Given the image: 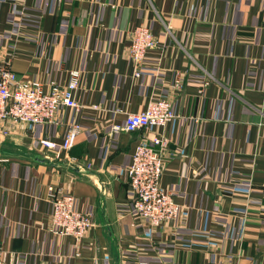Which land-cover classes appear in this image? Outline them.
Listing matches in <instances>:
<instances>
[{"label":"crops","instance_id":"crops-1","mask_svg":"<svg viewBox=\"0 0 264 264\" xmlns=\"http://www.w3.org/2000/svg\"><path fill=\"white\" fill-rule=\"evenodd\" d=\"M141 26L157 45L137 65ZM0 60L45 86L78 72L80 106L0 133V264H264V0H0ZM158 98L176 113L165 126L115 129ZM74 122L71 149L40 144ZM156 136L182 214L151 228L127 169ZM58 193L92 215L83 237L53 232Z\"/></svg>","mask_w":264,"mask_h":264},{"label":"built area","instance_id":"built-area-1","mask_svg":"<svg viewBox=\"0 0 264 264\" xmlns=\"http://www.w3.org/2000/svg\"><path fill=\"white\" fill-rule=\"evenodd\" d=\"M157 45L152 32L145 26L138 27L132 33L130 58L138 65L146 57L148 50ZM79 73L73 72L67 85L51 82L45 86L38 80H26L19 77L8 62L0 60V130L35 125L57 123V115L64 107L79 109L75 92L79 86ZM181 85V80L178 79ZM176 117L173 102L167 98L150 101L141 112L130 113L122 127L116 130L134 132L139 129L162 127ZM81 125L74 122L66 132L63 141L58 143L48 138L40 139V144L59 155L61 151L71 149L81 131ZM168 140L156 136L150 143H141L137 147L133 162L127 169L131 188L135 194L133 211L151 228L180 220L182 209L171 192L161 187L164 172V151ZM54 190L53 187L50 188ZM52 230L56 235L76 238L83 237L93 226L92 215L78 210L76 198L68 193H58L52 198ZM210 264H228L216 261Z\"/></svg>","mask_w":264,"mask_h":264},{"label":"water","instance_id":"water-1","mask_svg":"<svg viewBox=\"0 0 264 264\" xmlns=\"http://www.w3.org/2000/svg\"><path fill=\"white\" fill-rule=\"evenodd\" d=\"M35 159L40 163H53L50 159L42 157L41 155H37Z\"/></svg>","mask_w":264,"mask_h":264},{"label":"rangeland","instance_id":"rangeland-1","mask_svg":"<svg viewBox=\"0 0 264 264\" xmlns=\"http://www.w3.org/2000/svg\"><path fill=\"white\" fill-rule=\"evenodd\" d=\"M0 133L2 134V130H0ZM4 135V134H3ZM3 135H0L1 137H3ZM4 137L6 138L7 136L4 135ZM1 140V139H0Z\"/></svg>","mask_w":264,"mask_h":264}]
</instances>
